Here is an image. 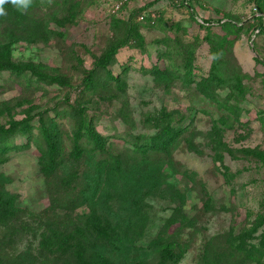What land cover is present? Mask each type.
<instances>
[{
	"label": "rangeland",
	"instance_id": "obj_1",
	"mask_svg": "<svg viewBox=\"0 0 264 264\" xmlns=\"http://www.w3.org/2000/svg\"><path fill=\"white\" fill-rule=\"evenodd\" d=\"M46 1L31 8L33 18L44 23L39 28L44 33L8 48L9 62L32 69L24 74L0 70V124L28 114L33 134L27 139L15 135L14 143L27 147L10 151L0 163L2 191L12 196L16 207L30 212L8 218L10 228L27 224L3 238L0 234V262L5 258L9 264H30L23 258L14 260L25 253L38 256L41 228L48 234L57 224L70 231L78 222L76 214L88 210L69 206L86 185L81 178L71 179L72 190L67 186L55 192L65 173L74 168L89 178L100 152L123 156L137 144L148 151L143 159L129 160L134 162L130 167L142 176V183L158 175L160 184L136 192L142 197L146 190L137 212L116 199H110L106 209L96 206L119 227L121 244L127 237L131 240L109 257L111 262L264 264V31L253 29L258 15L254 1L189 0L193 20L187 0ZM70 2H77L72 15L64 5ZM130 13L133 31L125 35L121 23ZM225 17L240 24L239 30L233 28L232 40L223 46L204 40L206 34L226 32L210 22L207 31L206 24L198 23ZM0 24L1 35L7 23ZM117 42L105 70L97 68L96 75L101 78L106 70L116 74L121 88L110 83L109 92H82L83 78L96 57ZM186 66L193 77L183 75ZM155 70H165L168 77L153 75ZM207 74L216 85L205 97L197 79ZM67 105L83 108L90 126L103 137V149L71 157L74 123L56 115L65 161L52 179L43 175L37 162L36 123L42 112L54 116ZM167 123L180 127V134L164 148L149 146L148 137ZM147 164L154 169L145 177ZM99 185L114 192L111 185ZM110 241L115 236L97 251L110 254ZM46 251L45 264H77L72 254Z\"/></svg>",
	"mask_w": 264,
	"mask_h": 264
},
{
	"label": "trees",
	"instance_id": "obj_2",
	"mask_svg": "<svg viewBox=\"0 0 264 264\" xmlns=\"http://www.w3.org/2000/svg\"><path fill=\"white\" fill-rule=\"evenodd\" d=\"M66 2V0H61ZM256 8L258 10V15L254 16V19L257 20L256 24L253 26V29L257 30V33H261L264 31V0H253ZM46 0H31L29 6L26 9L17 8L10 3L4 5L6 15L0 16V23H7L6 26H3L1 30L2 34L0 35V39L4 40V43H0V70H8L12 74H16L14 71H17V74H24V70H31L32 67L29 64H13L9 62L7 59L8 48L9 45L18 40H37L39 33H44V31H39V28L44 25L41 23V20L38 22L33 18L32 13L34 12L31 8H36L40 4H45ZM187 8L189 9L190 18L193 20V16L195 15L193 12V8L189 4V0H187ZM185 3V4H186ZM67 5V8L72 15L77 2H70ZM30 9V10H29ZM132 13V12H131ZM131 13L128 16L125 22H120L119 20L113 19L116 22H119L124 25V33L125 35H129V32L133 31V28L130 25ZM202 23H198L199 27H207V31H209V22L213 23L219 28L225 30V34L220 35H211L206 34L204 36V40L206 41H216L215 44L218 46H223L225 43H228L230 40V35L236 33L233 28L236 30L240 29V24L233 22L232 19L225 17V19L217 18L214 20H201ZM41 23V25H40ZM1 25V24H0ZM212 26V25H210ZM252 29V30H253ZM140 38V36H138ZM217 39V40H216ZM118 42L104 51L101 56L96 57V61L94 62V67L87 71L86 76L83 78L82 84V92H86L87 90L95 92L97 89L106 90L109 92L111 90L110 83L114 84L117 89L121 88V82L118 80V76L111 75L110 71L106 70L105 73L102 74L101 78H97L96 70L99 68L100 70H105V66L111 60L115 48L118 46ZM158 49V48H157ZM159 51V50H157ZM187 71L183 72L184 76H192L190 72V66H186ZM174 72L178 73V68L174 69ZM153 75L167 78V72L163 71H153ZM179 74V73H178ZM43 75L41 74V79H43ZM197 83L199 84V88L204 93V96L207 97L211 91V88L216 85V81L214 77L210 74L206 76H200L197 79ZM56 108H54L55 110ZM43 115L39 114V118L36 123L37 136L35 138L38 141L37 147V162L41 167L42 173L45 176H50L52 179L56 178L51 176L52 174H57L56 170L58 168L63 167V162L65 161L64 153H63V138L60 134V129L58 126V122L55 120V116H66L71 119V123H74V126L71 129L70 140L72 144L70 146L69 155L73 158L80 156L82 153L94 154V152H99L103 149L102 140L103 137L97 133L89 123V120L86 118L83 108L78 106H69L62 107V110L55 111L54 116H48L42 112ZM56 116V117H57ZM30 115L26 114L23 118L19 120H9L6 124H0V163H3L7 160V154L12 150H17L20 148L27 147V144H23L22 146H18L14 143V136L21 135L32 136V125L30 124ZM180 134V127L171 125L170 123L165 124L161 129L157 131L154 136H150L149 138V146H154L157 148H164L169 146L170 143L173 142ZM143 139V137L139 138ZM84 146V148H83ZM146 146V145H145ZM140 145L135 144V146L131 150H125L124 155H107L104 156V151L100 152L101 158L96 159L94 164L91 167L92 175H82L74 170L72 167L69 172L65 173V178L60 179L57 185L56 191L64 190L67 186L70 190H72L75 186H70V181L73 178H81L86 185L84 188L82 187L78 190L79 194L78 200L76 202H71L69 206L78 205L82 206L81 208L88 207L85 212H81L80 214H76V219L78 222L74 225L72 230H66V228H59L57 224H53L52 228H48V234H45L44 228H41L38 236L40 239L38 240V256H33L30 253L20 254L15 258L17 260L26 259L30 264H45L43 260H46L44 253L47 252L46 248H48L49 252L56 250L61 252L71 254L76 260L77 264H115V262H111L109 260L110 256H115L114 252L118 251V253L122 250V245L125 243H131V240L127 237L125 239V243L121 244L120 242V232L119 228L116 224H112L111 220L108 221L107 215L102 214L103 210H97L96 206H100L102 209L108 208V202L110 199H116L118 202H125L129 206L134 207V210L137 212L141 207V200L145 196L146 190L143 196H138V194L144 188H148L149 186H158L160 182H158V175L153 178V182L151 181L149 184L142 183V176L137 177L135 174V170H133L130 165L134 162H129V160H136V156L141 159L144 154L148 151L147 148ZM146 157V156H145ZM148 169H146L144 176L147 177L152 173L154 169L153 164H147ZM64 168V167H63ZM91 173V172H90ZM79 175V176H78ZM49 178V177H48ZM2 181V178L0 177ZM51 180V179H50ZM102 184V188L105 186L111 185L114 187V192L108 190H102L99 184ZM119 184V188L116 187ZM2 183H0V234L8 235V233L12 230V232L18 231L19 229L24 228L27 224L25 222L22 223V226L19 228H10L11 220L8 218L16 219L17 214L25 213L29 216L28 210L26 208H18L13 204L12 196L7 197V193H4L1 189ZM52 193V190H50ZM51 201L54 202L55 199L52 198ZM58 198V195H57ZM97 198V201L94 199ZM74 200V201H75ZM96 203V204H95ZM95 204V206H94ZM64 205L59 204L58 208L62 209ZM71 209V208H70ZM134 211V213H135ZM133 213V214H134ZM55 216V214H53ZM107 216V217H106ZM39 223V220H38ZM130 223V222H129ZM61 229V230H59ZM139 235V232H136ZM115 236V241L118 243L115 244V241L112 242L113 247L110 248V254L105 255L104 251L100 254L97 251V247L102 244L103 241L107 240V238H111ZM103 246V245H102ZM120 248V249H119ZM125 250V248H123ZM0 256V260H1ZM3 259V258H2ZM5 263L0 262V264H9L10 260L4 258L2 260ZM134 264V261L127 262L124 261L120 264Z\"/></svg>",
	"mask_w": 264,
	"mask_h": 264
},
{
	"label": "clouds",
	"instance_id": "obj_3",
	"mask_svg": "<svg viewBox=\"0 0 264 264\" xmlns=\"http://www.w3.org/2000/svg\"><path fill=\"white\" fill-rule=\"evenodd\" d=\"M9 0H0V16L6 15L4 5L8 3ZM31 0H10V3L14 6H17V8L20 9H26Z\"/></svg>",
	"mask_w": 264,
	"mask_h": 264
}]
</instances>
